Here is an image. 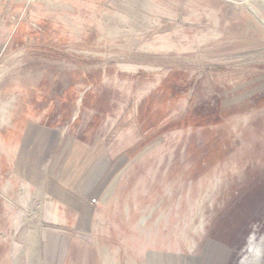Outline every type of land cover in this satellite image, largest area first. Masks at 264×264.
<instances>
[{"label":"rangeland","instance_id":"1","mask_svg":"<svg viewBox=\"0 0 264 264\" xmlns=\"http://www.w3.org/2000/svg\"><path fill=\"white\" fill-rule=\"evenodd\" d=\"M262 109L264 22L246 0H0V220L95 169L105 228L107 203L154 149ZM72 120L118 157L62 156Z\"/></svg>","mask_w":264,"mask_h":264},{"label":"water","instance_id":"2","mask_svg":"<svg viewBox=\"0 0 264 264\" xmlns=\"http://www.w3.org/2000/svg\"><path fill=\"white\" fill-rule=\"evenodd\" d=\"M264 22V0H246ZM264 226V109L154 149L107 203L105 236L131 264H239Z\"/></svg>","mask_w":264,"mask_h":264},{"label":"crops","instance_id":"3","mask_svg":"<svg viewBox=\"0 0 264 264\" xmlns=\"http://www.w3.org/2000/svg\"><path fill=\"white\" fill-rule=\"evenodd\" d=\"M63 123L60 128L64 146L60 153L66 159L76 150L108 161L118 157L119 153L114 154L109 147L111 139L99 127H85L79 136L72 129L76 122ZM100 174L104 171L92 169V174L80 171L76 175L86 178L79 183L70 180L58 191L59 198L51 197L52 186L39 191L43 197L39 199L41 202L31 199L8 203L6 208L16 205L17 208L31 207L33 211L17 215L8 211L0 220L2 225H12V230L0 232V264H131L105 236V217L93 214L91 209L95 204H102L89 196L99 190ZM91 180L94 182L90 183ZM44 194L51 198L46 199ZM43 225H53L58 230Z\"/></svg>","mask_w":264,"mask_h":264},{"label":"clouds","instance_id":"4","mask_svg":"<svg viewBox=\"0 0 264 264\" xmlns=\"http://www.w3.org/2000/svg\"><path fill=\"white\" fill-rule=\"evenodd\" d=\"M239 264H264V226L249 232Z\"/></svg>","mask_w":264,"mask_h":264}]
</instances>
